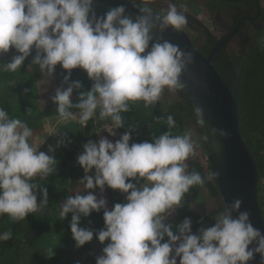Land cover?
Here are the masks:
<instances>
[{"label":"trees","instance_id":"obj_1","mask_svg":"<svg viewBox=\"0 0 264 264\" xmlns=\"http://www.w3.org/2000/svg\"><path fill=\"white\" fill-rule=\"evenodd\" d=\"M126 1L147 6L149 0ZM210 2V12L213 7H223L226 4L224 0ZM258 2L262 4L261 15L264 19V0ZM193 21L198 29H195L192 44L200 54L207 56L214 47L215 40L209 35L204 40L198 21ZM45 41L62 54L81 60L108 59L123 55L109 46L88 39ZM0 50L16 52L1 34ZM231 58L238 76L236 101L239 131L245 147L257 164V196L264 219V200L261 196V180L264 179V30L251 48L240 55L231 54ZM0 62H6L0 68V135L16 128L25 132L34 128L39 130L44 118L65 116L95 98L114 93L119 100L118 130L125 136L126 149L102 159V165L108 167L110 175L122 168L120 157L128 162L145 156H153L161 161L172 160L173 173L163 181L159 190L163 201H178L181 198L189 200L195 193L203 190L209 198L217 197L219 200L215 210L193 215L188 202L180 207L177 214L161 227L157 236L149 237L154 246L150 247V253L142 256L146 247L135 241L132 235L137 232L132 224L139 221L143 212V206L136 204L134 192L129 197L122 198L117 196L115 190L108 191L110 204L117 213L81 200V184L88 179V175L81 157L62 145L51 152L52 165L42 169L41 175L46 179L27 176L13 186L0 185V264H78L76 254L87 251L91 242H96L102 249L120 248L132 261L148 264L155 249L176 231L183 229L185 222H190V227L196 226L204 230L221 224L230 237L232 263H236L233 228L220 200L204 137L188 99L174 84L173 96L166 97L162 102L151 98L153 96L149 93L151 97H143L124 88L140 79L144 82H157L166 77L157 72L122 68L56 74L64 77L66 89L73 94V98L60 107L41 110L28 91L18 96V82L34 81L37 72L41 70L26 61L16 62L7 57L0 58ZM226 64L220 52L214 65L221 78L226 74ZM49 66L57 69L54 65ZM86 121L91 122V119L87 118ZM81 124L82 122H71L61 127V138L66 145L72 144L71 139L76 136ZM189 129L198 135L201 156L183 150L181 144L175 158L176 142ZM89 152L88 149L86 153ZM201 157L205 159L204 163ZM98 169L96 168V172ZM97 180L96 183L104 182L100 176ZM24 196L35 197L39 202V209H26ZM58 213L61 218L56 215ZM161 256L158 252V257ZM96 262L101 263V258L96 259Z\"/></svg>","mask_w":264,"mask_h":264},{"label":"water","instance_id":"obj_2","mask_svg":"<svg viewBox=\"0 0 264 264\" xmlns=\"http://www.w3.org/2000/svg\"><path fill=\"white\" fill-rule=\"evenodd\" d=\"M0 34L16 51L0 50V58L26 61L41 71L63 75L142 69L171 81L198 119L214 182L233 228L235 264H264L257 164L239 131L238 76L230 65L221 78L214 65L226 38L203 56L177 23L126 0H0ZM69 38L95 41L123 55L81 60L45 41Z\"/></svg>","mask_w":264,"mask_h":264},{"label":"rangeland","instance_id":"obj_3","mask_svg":"<svg viewBox=\"0 0 264 264\" xmlns=\"http://www.w3.org/2000/svg\"><path fill=\"white\" fill-rule=\"evenodd\" d=\"M209 4H212L210 0H149L144 7L159 14L167 13L177 23L186 20L188 16L193 17L212 29L208 16ZM188 31L191 36L195 35L192 28ZM4 65L6 62H0V68ZM66 86L64 77L39 71L34 81L18 82V96L28 91L41 110L60 107L73 98ZM124 88L143 97H151V94V98L160 102L174 94L173 83L167 78L157 82H144L140 79ZM118 101L115 94L111 93L95 98L65 116L44 118L39 130H34L33 127L32 131L25 132L16 128L10 133L0 135V185L13 186L27 176H41L46 179L41 174L42 169L52 165L51 152L65 145L81 157L88 175V179L81 184V200L117 213L110 204L108 191L113 189L117 196L122 198H127L134 192L136 204L143 206V212L139 221L136 220L132 224L137 232L129 234L134 236L135 241L145 245L143 256L150 253V247L154 246L149 237L157 236L161 227L177 214L180 207L188 202L193 215L215 210L219 200L217 197L209 198L203 190L195 193L189 200L181 198L178 201H163L159 190L163 181L173 173L172 160L161 161L153 156H145L128 162L120 157L122 168L110 175L108 167L102 165V159L126 149L125 136L119 132L117 125ZM87 118H90L91 122L86 121ZM71 122L82 124L76 136L71 139L72 144L66 145L61 138V127ZM197 139L196 132L189 129L183 138L177 140L174 157L178 156L181 144L183 150L201 156ZM88 149L90 152L87 154ZM201 161L204 163L205 159L201 157ZM96 168H99L98 172ZM99 176L101 181H104L101 184L96 183ZM261 187L264 200V179L261 180ZM24 203L30 211L39 209V202L33 196H24ZM59 213L56 215L61 218ZM189 223L185 222L183 229L176 231L155 249L156 252L152 253L148 264H233L230 237L221 224L204 230L196 226L190 227ZM158 252L162 254L161 257H158ZM76 258L78 264H138L120 251V248L102 249L96 242H91L90 248L76 254ZM98 258H101V263L96 262Z\"/></svg>","mask_w":264,"mask_h":264},{"label":"flooded vegetation","instance_id":"obj_4","mask_svg":"<svg viewBox=\"0 0 264 264\" xmlns=\"http://www.w3.org/2000/svg\"><path fill=\"white\" fill-rule=\"evenodd\" d=\"M224 1L226 4L223 7L217 5L216 8L213 7L212 12L208 10L212 29L206 27L201 21H198V23L204 40L209 35L215 40L216 44L219 40L226 38L224 46L219 51V53L222 52V58L227 63L224 76L226 77L230 65L232 66V72L235 73L231 54L240 55L255 44L256 39L260 37L261 31L264 30V19L261 15L262 4L258 0ZM161 15L171 19L167 13H162ZM193 19V17L188 16L186 20L184 19L180 23L174 21L189 33L187 34L191 39L195 35L191 36L188 29L192 28L193 31L198 29V25ZM228 82H231V80L228 79Z\"/></svg>","mask_w":264,"mask_h":264}]
</instances>
